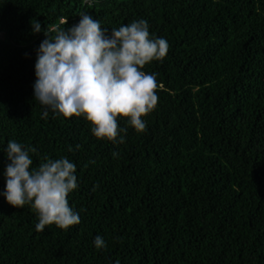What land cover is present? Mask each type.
I'll return each mask as SVG.
<instances>
[{
    "label": "trees",
    "instance_id": "1",
    "mask_svg": "<svg viewBox=\"0 0 264 264\" xmlns=\"http://www.w3.org/2000/svg\"><path fill=\"white\" fill-rule=\"evenodd\" d=\"M81 12L109 33L143 19L166 39L141 69L157 82L144 131L118 116L126 134L98 140L83 117L41 118L45 36L31 24L54 38ZM9 140L36 149L31 167L75 163L80 223L38 232L30 206L0 196V264H264V0H0V148ZM5 163L0 151V192Z\"/></svg>",
    "mask_w": 264,
    "mask_h": 264
},
{
    "label": "clouds",
    "instance_id": "2",
    "mask_svg": "<svg viewBox=\"0 0 264 264\" xmlns=\"http://www.w3.org/2000/svg\"><path fill=\"white\" fill-rule=\"evenodd\" d=\"M95 2L98 0H84L89 5ZM78 17L75 25L56 29L54 38L39 21L31 24L33 33L43 31L45 36L36 51L32 85L34 102L42 109L41 118L49 113L54 117H83L98 140L117 141L118 132L126 134L127 128L118 129V116L126 117V124L135 131H144L146 122L141 117L156 106L157 82L155 74L141 69L165 57L169 47L166 39L151 36L143 19L109 33L88 13L81 12ZM118 142L123 143L124 137L120 136ZM68 150L73 148L69 146ZM0 151L6 161L0 196L14 208L30 206L38 221L36 231L42 232L50 224L67 230L80 223L79 213L67 199L78 187L74 162L45 155L38 167H31L30 153L36 149L14 140ZM93 245L102 249L105 241L97 235Z\"/></svg>",
    "mask_w": 264,
    "mask_h": 264
}]
</instances>
